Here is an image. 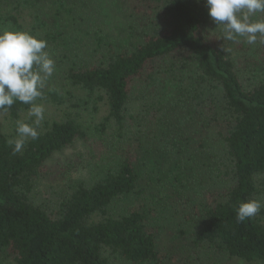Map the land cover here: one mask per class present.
Here are the masks:
<instances>
[{
  "label": "trees",
  "instance_id": "trees-1",
  "mask_svg": "<svg viewBox=\"0 0 264 264\" xmlns=\"http://www.w3.org/2000/svg\"><path fill=\"white\" fill-rule=\"evenodd\" d=\"M0 1V30L45 39L63 78L60 89L45 87L35 101L45 108L39 138L15 155L10 141L17 138L16 122L31 124L34 117L19 101L0 111L10 122L8 131H0V259L8 264H194L193 256L215 251L226 264H264V207L242 223L236 220L240 203L264 204V78L253 73L243 81L231 54L264 58L259 36L255 44L244 37L223 39L206 0H115L155 27L126 47L108 44L102 62L90 64L82 60L85 42L66 0L53 1V15L44 14L40 0ZM256 18L264 19V13ZM93 41L102 44L101 38ZM169 57L181 66L167 73L196 80L191 93L197 84H207L221 100L214 106L210 98H189L192 112L177 119L181 107L163 111L170 101L158 99L148 117L156 119V143L165 145L141 155L132 112L135 93L141 88L148 95L145 78ZM251 63L255 59L245 56L246 66ZM173 81L179 86L174 94L186 101L182 93L190 94L180 86L183 78ZM103 103L107 112L99 119ZM208 137L217 143L216 156L204 149ZM79 144L93 163L91 182L71 184L70 194L50 211L35 205L34 183L48 177L56 155ZM80 158L74 153L66 166H77ZM144 179L159 183V192L143 187ZM125 200L131 202L127 209L114 213L112 207Z\"/></svg>",
  "mask_w": 264,
  "mask_h": 264
},
{
  "label": "rangeland",
  "instance_id": "rangeland-1",
  "mask_svg": "<svg viewBox=\"0 0 264 264\" xmlns=\"http://www.w3.org/2000/svg\"><path fill=\"white\" fill-rule=\"evenodd\" d=\"M53 1L54 0H40V6L44 9V14H54L53 12L55 11V7ZM66 3L72 11L73 18H75L76 21V26L82 31V37L84 39L83 42H85L83 43L85 44V50L83 52L82 60L85 63L96 64L102 62L107 52L106 46L108 44H119L126 47L130 42L135 41L138 37H140L139 34H143V32L149 34L155 27L154 23L150 22V18L147 17L145 19H138L137 16H135V13H130L129 11L124 10L115 0H66ZM0 5L4 4L0 1ZM41 14L43 15L42 12ZM29 19L31 20L32 18L26 15L25 20ZM253 19H257L256 15ZM216 30L223 35L222 25H216ZM94 38L102 39V44L99 45L100 47L96 46L93 41ZM79 41L80 40H77V42ZM231 54L238 60V67L241 70V79L243 81L250 79V76H247L249 74L253 77V73L256 75L262 74L259 75V79L262 77L264 78V58L259 59V57H255L252 52H236L231 50ZM245 56L253 57L256 62L255 65L251 63L252 65L246 66ZM180 66L181 64L174 58H167L163 64L159 66L156 72L145 78L144 84L146 83L145 86H149V88L145 87V91L149 89L148 95L144 93L141 88L136 90L138 94L135 93V95L138 96V98L135 101V105L132 107V112L137 117V121H135L136 125L138 123L137 129L139 126V139L142 144L141 155L145 152H154L156 149L160 148L163 149L165 145V142H162V140L159 142L161 144L160 146L156 143L154 137L155 133H158L154 131L156 124L154 121L156 119L152 116L148 117L156 108V105L153 104H155L158 99H166L170 101L169 104L166 103L164 107H161L163 111L172 110V107H181L177 108L178 112H175V116L178 117L177 119H185L188 116V112H192L186 104L189 98H198L197 101L210 98L214 102V106L221 100L220 92L207 84H197L196 91L191 93V87L196 84V80L191 78L193 76L180 75L176 77V73H167L168 71H178ZM259 68H261V73H259ZM178 78H183V83L180 85L182 89L187 88L189 91L190 95L182 93L186 96V101L182 97L178 96V92H176L177 94H174L175 90H179V86L177 87L170 84V82L175 83L173 79ZM165 80L169 84L164 85L165 82L163 83V81ZM62 85V75L56 70L47 81L46 87L60 89V86ZM145 94L147 96H144ZM179 99H183V102H179ZM151 105L154 107L150 109ZM51 109L52 108L47 109V115H45V117H48ZM106 112V105L103 103L100 106L97 118L100 119L105 116ZM181 113H183V116H180ZM161 119L164 123H168V120H164V118ZM162 121L161 123H163ZM9 126L10 122L6 118V114L0 113V131H8ZM204 149L207 153L211 151L213 156H216L218 154L216 151L219 150L217 143L211 140L210 137L205 140ZM74 153L82 155V158H80V161L82 162L77 166H66V163L70 161ZM145 155L152 163L158 161V156L153 154ZM113 158L114 157L108 159L112 160ZM108 159H104L105 162H111V160ZM48 168V177L38 179L34 183L30 194V198L33 203L37 206L43 207L47 211L54 209L66 195L70 194L71 184L75 182H84L85 184H88L91 182L94 175L92 160L89 155L86 154L85 146L83 144H79L72 149L65 150L63 153L56 155L48 164ZM162 179H165V177ZM142 186H147L151 193L159 192L158 189L160 188L159 183L152 182L149 179H144L142 181ZM130 203L131 202L128 200L117 202L112 207V210L114 213H121L127 209ZM190 239V237H187L186 241ZM216 255L217 252L213 251L210 255L201 254L199 258L193 256V263L226 264L224 258ZM182 260V257L179 258V262ZM223 260L224 262H220ZM0 264H8V261L2 258L0 259ZM117 264L128 263L122 262Z\"/></svg>",
  "mask_w": 264,
  "mask_h": 264
},
{
  "label": "clouds",
  "instance_id": "clouds-1",
  "mask_svg": "<svg viewBox=\"0 0 264 264\" xmlns=\"http://www.w3.org/2000/svg\"><path fill=\"white\" fill-rule=\"evenodd\" d=\"M208 15L218 25L223 26V39L236 41L246 38L248 44H255L258 36L264 43V19H253L264 13V0H206ZM45 39L29 32L0 30V111H7L19 101L28 104L32 123L16 122L17 138L10 141L13 154L19 153L31 139L39 138L38 129L44 120L45 108L37 104L43 98V89L56 71L55 61L46 51ZM264 204L256 199L242 202L236 209L238 223L254 217Z\"/></svg>",
  "mask_w": 264,
  "mask_h": 264
}]
</instances>
